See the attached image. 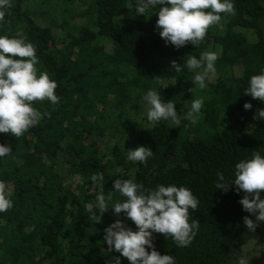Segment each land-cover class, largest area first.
Masks as SVG:
<instances>
[{
	"label": "trees",
	"instance_id": "trees-1",
	"mask_svg": "<svg viewBox=\"0 0 264 264\" xmlns=\"http://www.w3.org/2000/svg\"><path fill=\"white\" fill-rule=\"evenodd\" d=\"M232 2L235 14H220L223 31L213 25L197 47L177 49L156 28L162 5L138 15L137 0H10L0 36L26 35L36 48L37 76L47 72L60 99L32 102L41 119L21 137L0 133V144L12 149L0 157V181L13 202L0 213V264H106L116 256L130 264L108 251L104 230L116 219L134 231L135 224L111 209L96 223L85 207L100 190L91 176L101 173L109 207L126 199L115 191L116 179L146 190L190 189L199 201L189 209V223L199 220L197 235L178 247L171 236L153 233L154 246L175 264H226L247 229L243 217H255L243 210L244 193L235 185L227 193L215 187L217 174L231 183L237 163L253 151L264 157V120L253 119L264 102L245 95L250 78L264 69V0ZM205 51L218 59L204 89L193 82L199 69L170 70L173 60L183 65ZM149 90L171 100L181 116L202 97L197 123L150 122ZM138 146L154 152L146 165L127 160V150Z\"/></svg>",
	"mask_w": 264,
	"mask_h": 264
},
{
	"label": "clouds",
	"instance_id": "clouds-1",
	"mask_svg": "<svg viewBox=\"0 0 264 264\" xmlns=\"http://www.w3.org/2000/svg\"><path fill=\"white\" fill-rule=\"evenodd\" d=\"M157 5H162L156 22L159 35L166 44L170 43L177 49L188 43L197 47L204 41L209 27L217 25L223 31L221 13L235 14L232 0H137L135 12L143 15ZM10 6V0H0V22H7L6 10ZM217 59L216 52L205 51L199 59L189 55L183 65L173 60L170 70L179 73L185 64L189 70L199 69L193 82L204 89L206 78L216 75L214 65ZM37 63L36 48L27 41L25 34L17 32L11 38L7 35L0 36V133L21 137L41 119V113L32 107V102L48 100L53 105L58 103L60 98L55 92L57 83L49 78L47 72H41L37 76ZM154 81L161 85L164 83L159 76ZM245 95L264 102V69L250 78ZM144 99L151 106L147 113L150 122L155 124L170 118L177 126L182 119L195 125L204 103L202 97L192 99L190 110L181 116L173 102H162L160 94L155 90H149ZM244 108L250 110L252 104L245 103ZM44 115L50 116V113ZM253 119L264 120V109H257ZM11 153L10 145L0 144V157ZM153 155L154 152L148 146L127 150L128 161L145 165ZM234 174L235 179L228 183L224 175L218 173L215 187L227 193L235 185L238 193H244L239 203L245 212L255 217V220L249 216L243 217L244 224L254 231L256 221L264 222V199L261 198L264 193V157L259 151H253L251 159L241 160L235 165ZM91 180L94 185L99 183L100 190L95 201L85 206L90 214L89 219L101 222L104 213L111 209L114 215L124 214L136 226L137 230L134 231L122 220L116 219L104 230V242L108 245V251L114 249L127 258L130 264H175L173 255H161L156 250L153 233L163 234L166 238L171 236L178 247L189 246L197 235L199 220L193 219L189 223V209L195 211L199 201L187 187L161 184L155 189L146 190L133 179H116L113 187L126 199L109 207L112 194L106 196L104 193L103 174H93ZM5 189V182L0 181V213L13 207ZM145 246L151 251H147ZM106 264H121L120 257H111ZM239 264H248V261L241 258Z\"/></svg>",
	"mask_w": 264,
	"mask_h": 264
},
{
	"label": "rangeland",
	"instance_id": "rangeland-1",
	"mask_svg": "<svg viewBox=\"0 0 264 264\" xmlns=\"http://www.w3.org/2000/svg\"><path fill=\"white\" fill-rule=\"evenodd\" d=\"M257 223L259 235L255 231L256 229L254 231L249 229L245 230L246 232L242 234L228 254L226 264H239L241 258L246 259L249 264L250 260L254 257L257 256L259 258L258 253L264 254V222L258 221ZM261 261L264 264V258H261Z\"/></svg>",
	"mask_w": 264,
	"mask_h": 264
},
{
	"label": "flooded vegetation",
	"instance_id": "flooded-vegetation-1",
	"mask_svg": "<svg viewBox=\"0 0 264 264\" xmlns=\"http://www.w3.org/2000/svg\"><path fill=\"white\" fill-rule=\"evenodd\" d=\"M257 227H258V225H257ZM256 230V232L258 233V235H259V231H257L258 229L257 228H255ZM246 230H248V228L246 229ZM246 232V231H245ZM244 232V233H245ZM243 233V234H244ZM242 236V235H241ZM258 238V237H257ZM240 239V238H239ZM259 239V238H258ZM257 247H259V246H257ZM259 254V258L256 256V257H254L253 259H251L250 260V262H249V264H263V262L261 261V258H264V254H262V253H258Z\"/></svg>",
	"mask_w": 264,
	"mask_h": 264
}]
</instances>
